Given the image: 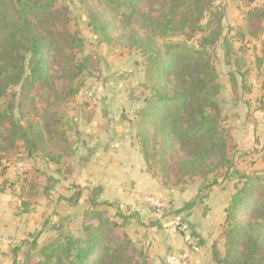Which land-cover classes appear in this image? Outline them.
Masks as SVG:
<instances>
[{
    "label": "rangeland",
    "instance_id": "1",
    "mask_svg": "<svg viewBox=\"0 0 264 264\" xmlns=\"http://www.w3.org/2000/svg\"><path fill=\"white\" fill-rule=\"evenodd\" d=\"M22 2L0 0V33L29 24L43 39L48 84L32 88L23 81L1 102L11 121H0V264L65 260L69 240L80 237L97 213L126 235L119 250L105 253L103 264H168L167 256L182 250L172 245L175 238L197 252L186 238L169 235L171 220L190 222L216 205L224 211L245 184L264 196V121L247 119L259 104L232 94V84L222 78L234 70L259 74L264 84V46H258L264 0ZM151 53L158 55V67ZM208 71L218 78L217 110H210L217 135L208 131L196 142L179 135V128L169 136L167 127L165 137L164 119L154 132L139 135L140 112L157 94L175 97L187 90L181 116L184 127L194 125V86L198 74ZM247 101L249 109L240 108ZM251 131L261 141L243 144ZM34 138L43 139L39 150ZM234 145L249 146L251 153H235ZM195 148L209 150L201 163ZM224 154H235L229 176ZM20 163L29 168L19 172ZM103 176L113 185H101ZM147 195L167 203L162 221L145 202ZM223 244L219 237L193 264H216L215 257H225Z\"/></svg>",
    "mask_w": 264,
    "mask_h": 264
},
{
    "label": "trees",
    "instance_id": "2",
    "mask_svg": "<svg viewBox=\"0 0 264 264\" xmlns=\"http://www.w3.org/2000/svg\"><path fill=\"white\" fill-rule=\"evenodd\" d=\"M122 2L133 5L134 0ZM16 3L22 5L23 2L16 0ZM42 44L43 39L36 36L26 22L22 26L14 24L12 30L5 34L0 33V121H11L7 114L1 111V102L7 96L10 87L23 81L32 88L47 87L48 78ZM149 59L152 65L158 67L160 63L158 55L151 53ZM208 73L205 76L198 74V82L194 86L193 105L197 110L194 125L184 127L181 116L189 97L187 90L175 97L157 94L150 100L149 106L140 112L139 135L143 136L150 130L154 132L155 127L163 119L162 130L165 137L168 128L169 136L174 134L175 128H179L177 132L179 135L192 137L196 142L208 131L217 135V130L212 125L214 119L210 110H217L214 96L215 81L218 78L210 71ZM55 135L56 132L52 134L53 137ZM34 139L31 144L35 150H39L37 148L43 139ZM233 147L235 153L242 151L245 155L251 153L246 150L247 147L243 149L238 145ZM195 149L197 152L192 153L194 158L198 163L203 162L209 150L199 152L198 148ZM41 150L51 157L45 144ZM235 162V154L232 158L225 154L222 156V163L224 166L228 165L226 176L234 173ZM257 188L252 184H245L232 195L230 203L224 210L223 231L220 235L224 240L225 257L223 259L215 257L216 264H264V196L257 193ZM244 213L249 217L248 222H243L240 218V214ZM98 220L100 223L95 224ZM86 222L88 223L85 224L81 236L69 240L71 246L65 260L58 258L53 264H103L106 252L109 253L112 247L119 250L118 247L124 245L122 242L126 235L118 232V224L104 220L99 213Z\"/></svg>",
    "mask_w": 264,
    "mask_h": 264
},
{
    "label": "crops",
    "instance_id": "3",
    "mask_svg": "<svg viewBox=\"0 0 264 264\" xmlns=\"http://www.w3.org/2000/svg\"><path fill=\"white\" fill-rule=\"evenodd\" d=\"M264 36L261 38L260 45L258 46H264ZM261 52V50L259 51ZM227 67L230 68L231 65L227 64ZM230 72V71H229ZM233 74H223L222 78L227 80V85L232 84V89L231 93L233 94L234 92L241 96H249L252 100L249 101L250 105H257L259 104V108L256 109L254 114H248L247 119L250 122H254L253 124L255 125L256 123H262L264 121V84L260 82L258 75L259 74H239L238 72L232 70ZM258 94L261 95L260 100H257ZM255 97V98H254ZM248 98V99H250ZM240 103V102H239ZM240 108H244L246 110L249 109L248 106V101L241 102ZM256 134L254 132H250L249 136H247L245 142L243 144H249L254 142L253 144H256L257 142L259 143L261 141L260 136L258 135L257 140L255 141ZM245 147V146H244ZM249 147V146H246ZM245 147V148H246ZM135 152V151H134ZM140 155V154H139ZM139 160V158H137ZM136 170V169H135ZM135 171V178H139L138 176L140 175L138 172ZM131 171L129 172L130 175ZM129 175L126 177L128 178ZM125 177V178H126ZM142 177V176H141ZM89 178V177H87ZM126 178V179H127ZM101 185L104 187H108L109 185H113L112 180L106 177H102L101 179H98ZM111 183V184H110ZM77 185H80V182H76ZM119 190V189H118ZM216 199V198H215ZM219 213V214H218ZM188 224L190 225V233L192 234L193 237H196L199 240L200 244V251L196 253H192L188 249L184 248L183 244L180 243L181 238H175L173 239V244L174 248L176 249H182L181 253L186 254L188 257L191 259V264L195 261L194 258L197 257V255H202L205 256L206 253L211 251L212 247L214 246V241L218 240L220 237L223 221H224V211H221L219 208V205H216L214 207H209L208 210L205 212H202L201 214H193L189 220ZM183 238L186 237V235H180Z\"/></svg>",
    "mask_w": 264,
    "mask_h": 264
},
{
    "label": "built area",
    "instance_id": "4",
    "mask_svg": "<svg viewBox=\"0 0 264 264\" xmlns=\"http://www.w3.org/2000/svg\"><path fill=\"white\" fill-rule=\"evenodd\" d=\"M29 168V165L26 163H20L17 167L19 172L25 171ZM145 202L153 209L155 215L158 217L159 220L164 219L165 211L167 209V203L160 199L156 198L151 195L145 196ZM167 232L171 236L176 235H186V241L188 245H190L194 250H199V240L196 237H193L190 233V225L187 221L181 219H174L171 220L166 227ZM167 263L168 264H190L189 257L186 254H178L172 253L167 256Z\"/></svg>",
    "mask_w": 264,
    "mask_h": 264
}]
</instances>
